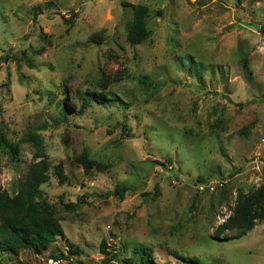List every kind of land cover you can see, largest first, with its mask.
<instances>
[{
  "label": "rangeland",
  "instance_id": "rangeland-1",
  "mask_svg": "<svg viewBox=\"0 0 264 264\" xmlns=\"http://www.w3.org/2000/svg\"><path fill=\"white\" fill-rule=\"evenodd\" d=\"M132 5L149 11L136 46ZM263 32L264 0H0V135L40 136L52 164L42 197L67 234L1 264H126L137 244L161 264H264V223L213 237L239 191L264 182ZM88 91L110 101L82 108ZM21 147L18 163L0 152L12 195L34 162ZM85 150L106 169L80 165Z\"/></svg>",
  "mask_w": 264,
  "mask_h": 264
},
{
  "label": "trees",
  "instance_id": "trees-1",
  "mask_svg": "<svg viewBox=\"0 0 264 264\" xmlns=\"http://www.w3.org/2000/svg\"><path fill=\"white\" fill-rule=\"evenodd\" d=\"M47 2H57L60 0H44ZM134 18L128 27V42L132 45L144 43L150 36L147 29L148 7L144 5H132ZM69 24L73 20H66ZM264 33V32H263ZM77 99L81 101L84 108L88 103H102L108 100L107 95L95 94L93 92L78 93ZM58 108L64 117L67 116L65 105L58 104ZM122 129L127 136L130 135L129 128L122 125ZM30 144L35 149L34 162L29 167L26 177L21 183L19 190L15 194L3 189L0 185V258L3 254L20 256L23 251H29L36 255H43L49 251L57 238L66 239L62 219L53 205H50L42 197V187L50 182L52 164L45 152L42 139L36 133H30L22 137L17 143H9L4 135H0V152H5L12 163L21 161V146ZM76 161L84 168L96 167L103 171L105 165H101L95 160L89 159L88 152L85 150ZM56 175L60 183H65L67 177L61 165L55 167ZM2 173L0 167V174ZM125 188L117 185L115 194L123 198ZM86 198V197H85ZM83 196L79 198L84 201ZM77 204H69L67 209L76 208ZM264 223V182L247 193L239 191L232 209V214L227 220L220 224L214 231L213 237L217 240L240 239L252 231L257 224ZM233 233L231 236L227 234ZM105 254L107 242L101 244ZM116 253L110 256V262L115 261L118 256ZM70 253H78V249L69 251L67 255L63 252L53 255L57 260H69ZM187 264H196L194 258H186ZM126 264H161L154 257L153 248L149 245H135L131 258L124 260ZM1 264V262H0Z\"/></svg>",
  "mask_w": 264,
  "mask_h": 264
},
{
  "label": "built area",
  "instance_id": "built-area-1",
  "mask_svg": "<svg viewBox=\"0 0 264 264\" xmlns=\"http://www.w3.org/2000/svg\"><path fill=\"white\" fill-rule=\"evenodd\" d=\"M56 263L58 264V261H55V263H54V264H56Z\"/></svg>",
  "mask_w": 264,
  "mask_h": 264
}]
</instances>
